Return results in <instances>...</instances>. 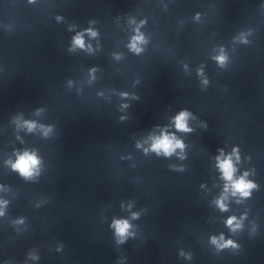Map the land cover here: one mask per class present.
<instances>
[{
  "label": "clouds",
  "instance_id": "obj_1",
  "mask_svg": "<svg viewBox=\"0 0 264 264\" xmlns=\"http://www.w3.org/2000/svg\"><path fill=\"white\" fill-rule=\"evenodd\" d=\"M86 32H88L89 35L95 37L98 35V33L91 28L86 29ZM144 42V37L142 35H136L132 38V42L129 45V48L137 53L141 51V49L138 47L139 43ZM85 48V41L83 39L82 33H77L73 39H72V48L70 50H74L75 48ZM215 59L221 64V66L224 64L226 57L221 54L218 57H215ZM204 83L206 84L207 81L205 80ZM123 96H127V93H122ZM122 107H127V105H123ZM39 111V110H37ZM189 118H195L193 117V114L189 112L188 110H182L180 111L173 119V123L175 126V129L179 132H191L192 129L188 126V120ZM123 119V117L121 118ZM22 126L25 127L29 132L34 131L37 128V124L34 121L25 120L22 123ZM40 128L43 132L44 136H47L51 131V126H45L40 125ZM151 144L149 148H145L144 151L147 153L148 151L155 152L157 155L163 154L165 157H170L174 153H176L177 149L181 150V153L183 152V149L185 148L184 142L177 138L175 134L168 133L166 131H162L159 136L151 137ZM141 145L137 143V147H140ZM237 153V149H233V154ZM221 155H223V152L221 150ZM180 158L183 159L184 156L180 154ZM237 159H239V156L237 155ZM218 167L222 172L223 179L227 181L225 184V192L227 193L229 190H231V193L233 196L239 194L241 197L247 198L251 195V189L257 187V185L246 179L248 173H244L243 176L234 179V173L236 169L234 168L232 156H226L223 159L220 157H217ZM11 168L18 172L21 177L24 179H32L39 175L40 172V166H41V159L38 157L35 151H28L25 150L22 153H19L17 155V158L14 162L9 161ZM226 197L222 196L219 200L216 201L218 207L222 211L227 210V206L224 203V200ZM7 202H0V204H6ZM130 207V206H129ZM0 215H3V212L0 211ZM138 213H132V219H137ZM20 222H23L22 220ZM226 225L232 230L236 231L237 229H240L242 227L241 220H237L235 216H231L226 220ZM111 227L115 230V237H116V243L117 244H123L126 242L127 238L131 235H134L130 231L132 225L129 223V220L127 219H116L113 220ZM210 243L215 245L218 250H223L225 248H239V245L231 240L227 239L225 240L223 234H221L219 237L212 236L210 237ZM181 255H185L183 252ZM33 259H38V257H32ZM187 258H191L188 256Z\"/></svg>",
  "mask_w": 264,
  "mask_h": 264
}]
</instances>
